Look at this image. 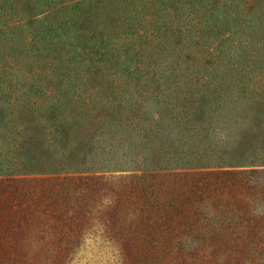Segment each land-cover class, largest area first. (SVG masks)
<instances>
[{
  "label": "trees",
  "instance_id": "trees-1",
  "mask_svg": "<svg viewBox=\"0 0 264 264\" xmlns=\"http://www.w3.org/2000/svg\"><path fill=\"white\" fill-rule=\"evenodd\" d=\"M258 12L264 0H0V175L101 169L127 141L148 148L147 167L253 161L264 151V69L241 84L199 66L223 65L216 50ZM219 123L228 139L210 140ZM171 124L207 145L184 153Z\"/></svg>",
  "mask_w": 264,
  "mask_h": 264
},
{
  "label": "rangeland",
  "instance_id": "rangeland-1",
  "mask_svg": "<svg viewBox=\"0 0 264 264\" xmlns=\"http://www.w3.org/2000/svg\"><path fill=\"white\" fill-rule=\"evenodd\" d=\"M242 32L216 50L223 65L212 59L200 70L231 72L241 84L249 72L262 75L264 16ZM179 59L163 58L166 74ZM229 89L239 110L242 88ZM224 125H211L209 139H228ZM174 126L165 133L173 129L184 153L207 145ZM147 149L127 141L125 154L107 155L97 170L0 175V264H264L263 149L241 166L171 167L145 166Z\"/></svg>",
  "mask_w": 264,
  "mask_h": 264
}]
</instances>
